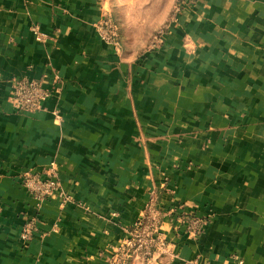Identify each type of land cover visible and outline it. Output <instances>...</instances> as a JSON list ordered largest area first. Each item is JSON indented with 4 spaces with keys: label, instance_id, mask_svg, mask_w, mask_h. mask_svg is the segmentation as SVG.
<instances>
[{
    "label": "crops",
    "instance_id": "crops-1",
    "mask_svg": "<svg viewBox=\"0 0 264 264\" xmlns=\"http://www.w3.org/2000/svg\"><path fill=\"white\" fill-rule=\"evenodd\" d=\"M123 2L0 0V264H108L152 200L169 252L151 264H264V0L141 23ZM24 80L52 91L36 112L9 98ZM51 167L59 188L32 196L22 172Z\"/></svg>",
    "mask_w": 264,
    "mask_h": 264
},
{
    "label": "built area",
    "instance_id": "built-area-1",
    "mask_svg": "<svg viewBox=\"0 0 264 264\" xmlns=\"http://www.w3.org/2000/svg\"><path fill=\"white\" fill-rule=\"evenodd\" d=\"M192 1L178 0L172 19L177 21L183 9L191 5ZM99 27L106 42L116 43L118 41L119 26L110 15L100 20ZM161 45L162 38L158 34L150 48L158 49ZM51 95L52 91L44 86L41 81L24 80L14 82L9 98L21 109L36 112L40 110L43 102L50 98ZM22 175L24 177V185L31 195L41 200H46L60 186L57 172L52 167L45 169L43 174L24 170ZM176 214V212H171L173 216ZM168 215L166 210L161 209L159 204L152 200L143 216L134 224L131 237L125 240L108 264H130L134 255H139L146 264H151L155 253L168 254L169 245L167 238L161 231L163 222ZM177 216L181 225L184 226L185 234L199 236L204 231L205 220L195 214L185 212L178 213ZM35 229V219L31 218L26 222L22 232L24 242L30 241Z\"/></svg>",
    "mask_w": 264,
    "mask_h": 264
},
{
    "label": "rangeland",
    "instance_id": "rangeland-1",
    "mask_svg": "<svg viewBox=\"0 0 264 264\" xmlns=\"http://www.w3.org/2000/svg\"><path fill=\"white\" fill-rule=\"evenodd\" d=\"M124 2V10H125V15L131 16V22L134 23H141L142 21V14L147 11H154V9H160L158 12L166 11L167 12V21H170L173 17V14L175 13L174 10H176V6L178 3V0H123ZM123 6V5H122ZM157 12V13H158ZM155 13L153 16H156ZM155 20H152L151 22H154ZM167 24V22H166ZM157 29L159 32L157 33H152V40L149 43L150 46L155 39V37L162 32L163 28ZM162 29V30H161Z\"/></svg>",
    "mask_w": 264,
    "mask_h": 264
}]
</instances>
